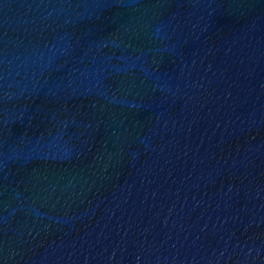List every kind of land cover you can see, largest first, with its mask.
<instances>
[{
  "label": "water",
  "instance_id": "95a60500",
  "mask_svg": "<svg viewBox=\"0 0 264 264\" xmlns=\"http://www.w3.org/2000/svg\"><path fill=\"white\" fill-rule=\"evenodd\" d=\"M0 264H264V0H0Z\"/></svg>",
  "mask_w": 264,
  "mask_h": 264
}]
</instances>
